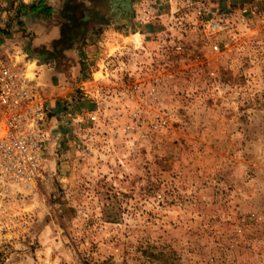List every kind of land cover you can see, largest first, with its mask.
I'll return each instance as SVG.
<instances>
[{
  "label": "rangeland",
  "instance_id": "374dc122",
  "mask_svg": "<svg viewBox=\"0 0 264 264\" xmlns=\"http://www.w3.org/2000/svg\"><path fill=\"white\" fill-rule=\"evenodd\" d=\"M253 2L221 13L170 0L143 36L83 28L82 43L101 40L97 106L62 84L56 143L13 206L29 218L2 236L0 264H264V0ZM17 7L0 6V54L20 50L31 76L41 57Z\"/></svg>",
  "mask_w": 264,
  "mask_h": 264
},
{
  "label": "built area",
  "instance_id": "2783aa9c",
  "mask_svg": "<svg viewBox=\"0 0 264 264\" xmlns=\"http://www.w3.org/2000/svg\"><path fill=\"white\" fill-rule=\"evenodd\" d=\"M29 2L0 0V6H22ZM169 3L170 0H139L136 7L132 6L133 21L137 25L160 21ZM193 5L197 12L202 9L200 1H194ZM240 11L251 10L244 6ZM217 27L215 22L207 25L211 31ZM18 55L20 52L11 56L0 54V240L13 227H24L27 223L29 216L13 206L40 183L46 151L57 139L50 132L48 109L35 74L31 71L32 75H28L25 64L16 60ZM81 90L82 96L97 106L94 98L101 92L98 80L86 82ZM87 115L90 121L95 120L96 109Z\"/></svg>",
  "mask_w": 264,
  "mask_h": 264
},
{
  "label": "crops",
  "instance_id": "0c3cea01",
  "mask_svg": "<svg viewBox=\"0 0 264 264\" xmlns=\"http://www.w3.org/2000/svg\"><path fill=\"white\" fill-rule=\"evenodd\" d=\"M204 2H206L207 7H216L221 13H228L235 6L237 9L244 6L252 9L254 3L253 0H204ZM30 6L41 10L39 12L33 11ZM17 11L18 29H24L31 33L30 36L33 37L31 41L32 50H36L38 53L35 54L41 57V63L35 64L32 72L35 74V81L39 84L44 97L49 123H54V125L59 117L57 115V111L60 110L58 94L65 86L62 84L66 83V89L69 91L78 86L82 89L86 82L92 81L93 75L98 71L92 64L94 62L92 59L95 57V54H92V47H95L96 43L101 42V40H97L92 45L91 43L85 45L82 41H87V37L90 38L88 35H82L83 28L91 30L95 27L110 25L131 27L134 30L128 34L133 37L135 34L139 36L152 34L159 22L154 20L148 24L137 25L131 16L128 19L117 21L112 19L107 21V25H103V22L106 21L98 20L99 17L97 16V13H102L103 10L92 0H30L28 4L18 6ZM162 16L160 15V19ZM62 26H66L67 32H62ZM62 33H66L67 36H62ZM92 33L94 35V32ZM60 38L67 39V43L62 45ZM81 43L82 46L76 49V45ZM56 47H58L57 53L54 52ZM97 49L100 51L99 48ZM19 51L13 50L11 55ZM65 54L77 58L74 61L70 60L68 66L60 65L59 59ZM80 99L82 100V98Z\"/></svg>",
  "mask_w": 264,
  "mask_h": 264
},
{
  "label": "flooded vegetation",
  "instance_id": "af4514ba",
  "mask_svg": "<svg viewBox=\"0 0 264 264\" xmlns=\"http://www.w3.org/2000/svg\"><path fill=\"white\" fill-rule=\"evenodd\" d=\"M95 1L103 10L97 13L98 20L106 21L103 25H107L109 20L128 19L132 16V0H92ZM119 17V18H118Z\"/></svg>",
  "mask_w": 264,
  "mask_h": 264
},
{
  "label": "trees",
  "instance_id": "16d2710c",
  "mask_svg": "<svg viewBox=\"0 0 264 264\" xmlns=\"http://www.w3.org/2000/svg\"><path fill=\"white\" fill-rule=\"evenodd\" d=\"M30 9L33 11H37V12H39L41 10L40 8H34L33 6H30ZM60 39H62V38H60Z\"/></svg>",
  "mask_w": 264,
  "mask_h": 264
},
{
  "label": "water",
  "instance_id": "95a60500",
  "mask_svg": "<svg viewBox=\"0 0 264 264\" xmlns=\"http://www.w3.org/2000/svg\"><path fill=\"white\" fill-rule=\"evenodd\" d=\"M32 56H34V57H37V58H39V57H40L39 55H32Z\"/></svg>",
  "mask_w": 264,
  "mask_h": 264
},
{
  "label": "bare ground",
  "instance_id": "6f19581e",
  "mask_svg": "<svg viewBox=\"0 0 264 264\" xmlns=\"http://www.w3.org/2000/svg\"><path fill=\"white\" fill-rule=\"evenodd\" d=\"M25 64V63H24ZM27 70V69H26Z\"/></svg>",
  "mask_w": 264,
  "mask_h": 264
}]
</instances>
